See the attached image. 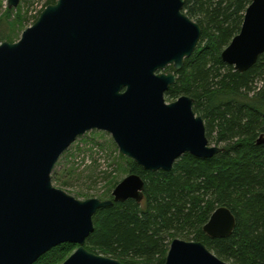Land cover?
<instances>
[{
	"label": "water",
	"instance_id": "1",
	"mask_svg": "<svg viewBox=\"0 0 264 264\" xmlns=\"http://www.w3.org/2000/svg\"><path fill=\"white\" fill-rule=\"evenodd\" d=\"M21 0H8L10 10ZM185 0H58L17 43L0 45V264H35L52 249H78L63 264H122L89 252L93 217L114 203L144 198V180L121 181L110 200H76L53 186L61 156L91 131L112 135L145 171L170 172L184 155L211 159L194 101L166 103L202 28ZM264 54V0H253L241 32L222 52L239 73ZM264 143V135L258 144ZM236 218L218 208L204 227L225 239ZM165 264H228L199 242L175 240Z\"/></svg>",
	"mask_w": 264,
	"mask_h": 264
},
{
	"label": "trees",
	"instance_id": "2",
	"mask_svg": "<svg viewBox=\"0 0 264 264\" xmlns=\"http://www.w3.org/2000/svg\"><path fill=\"white\" fill-rule=\"evenodd\" d=\"M252 1L185 0L184 12L200 25L202 37L181 71L168 69L178 78L166 96L192 98L210 145L223 151L207 160L186 154L170 172L145 171L129 160V174L145 182L143 201L99 210L85 245L89 252L122 264H165L171 244L183 240L204 244L228 264H264V143L258 144L264 135V54L245 73L222 60ZM100 199L113 198L109 192ZM220 207L233 213L236 228L225 239H212L204 227ZM77 249L62 244L35 264H63Z\"/></svg>",
	"mask_w": 264,
	"mask_h": 264
},
{
	"label": "rangeland",
	"instance_id": "3",
	"mask_svg": "<svg viewBox=\"0 0 264 264\" xmlns=\"http://www.w3.org/2000/svg\"><path fill=\"white\" fill-rule=\"evenodd\" d=\"M50 1L21 0L17 9L10 10L8 0H0V45L4 43L1 42L3 37H10L12 43L19 42L23 32L37 22ZM169 68L165 72H172ZM165 99L168 104L178 100L167 96ZM211 145L217 146L215 143ZM129 160L120 153L111 134L91 131L79 137L61 156L54 172L58 179L52 183L76 200L100 199L109 192L112 194L116 186L130 175Z\"/></svg>",
	"mask_w": 264,
	"mask_h": 264
},
{
	"label": "flooded vegetation",
	"instance_id": "4",
	"mask_svg": "<svg viewBox=\"0 0 264 264\" xmlns=\"http://www.w3.org/2000/svg\"><path fill=\"white\" fill-rule=\"evenodd\" d=\"M171 73H174V72H171Z\"/></svg>",
	"mask_w": 264,
	"mask_h": 264
}]
</instances>
